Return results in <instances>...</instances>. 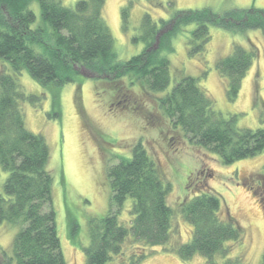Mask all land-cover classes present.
Instances as JSON below:
<instances>
[{
  "label": "trees",
  "instance_id": "1",
  "mask_svg": "<svg viewBox=\"0 0 264 264\" xmlns=\"http://www.w3.org/2000/svg\"><path fill=\"white\" fill-rule=\"evenodd\" d=\"M34 1L40 6L39 21L30 8ZM176 1L169 0V5L174 7ZM106 2L78 0L74 7H67L61 0H0V60L11 69L0 71V164L9 171L0 193V224L18 228L11 254L2 251L0 264H68L53 207L50 147L42 134L27 128L23 104L36 102L37 97L22 89L18 80L22 72L56 92L75 82L82 68L117 79L130 76L143 90L158 96L160 117L173 129H180L191 143L216 154L224 165L264 151V105L260 128H237L236 116L225 118L216 110L199 78L184 77L166 92L172 76L170 60L163 54L173 51V38L185 26H195L187 41L190 56L206 54L212 26L231 33L264 30V10L253 7L224 14L211 9L177 11L173 20L162 21V30L151 26L146 16L142 23L145 31L138 39L145 43V50L124 62L116 60L114 39L104 16ZM122 17L126 24L128 7L122 10ZM257 55L254 45L248 49L235 44L232 53L218 61L217 70L230 102L239 98ZM260 101L258 96L256 106ZM107 172L112 190L110 211L91 226L84 264L116 260L117 264H140L155 248L185 262L200 254L206 264H250L242 252L236 254L245 241L244 228L205 180L192 177L188 188L193 197L180 204L181 218L192 227L190 239L181 243L176 242L175 211L168 204L171 187L142 142L133 147L132 157H120ZM129 198L133 200L131 219L125 223L120 216Z\"/></svg>",
  "mask_w": 264,
  "mask_h": 264
},
{
  "label": "rangeland",
  "instance_id": "2",
  "mask_svg": "<svg viewBox=\"0 0 264 264\" xmlns=\"http://www.w3.org/2000/svg\"><path fill=\"white\" fill-rule=\"evenodd\" d=\"M61 1L64 6L74 7L78 0ZM126 7L129 17L124 24L122 10ZM253 7L264 10V0H177L174 7L169 5V0L156 3L107 0L104 16L114 39L116 60L126 62L145 50V43L138 39L145 31L142 23L146 16L150 17L151 26L162 30V21L173 20L177 11L211 9L224 14ZM30 8L39 21L38 2H32ZM194 29L195 26H185L173 38V51L163 52L170 60L172 76L166 92L184 77L199 78L201 87L214 100L216 110L225 118L236 116L237 128H260V111L264 105V30L241 29L231 33L212 26L206 54L190 56L187 41ZM235 44L248 49L254 45L258 55L243 81L239 98L230 102L217 63L232 53ZM2 69L11 71L9 64L0 60ZM80 72L75 82L58 92L40 85L27 71L18 76L24 92L37 97L36 102L26 101L23 110L27 128L42 134L50 147L48 169L54 177L53 207L67 263L84 264L91 226L110 211L112 190L108 167L117 164L120 157H132L133 147L142 142L171 187L168 204L175 211L173 225L179 235L176 242L185 243L191 237L192 227L181 218L179 207L186 198L193 197L188 188L193 177L195 181L205 180L244 228L245 241L236 254L242 252L250 264H264V151L224 165L216 154L191 143L180 129H173L160 117L158 96L143 90L137 79L130 76L117 79L88 68ZM258 96L261 101L256 106ZM8 176L9 171L0 164V193ZM132 203L131 198L125 202L122 222L131 219ZM17 232V226L0 224V255L2 251L11 254ZM140 264H206V259L196 254L185 262L176 254L155 248Z\"/></svg>",
  "mask_w": 264,
  "mask_h": 264
}]
</instances>
